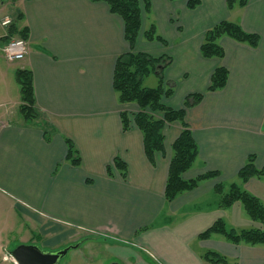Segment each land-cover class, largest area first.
I'll list each match as a JSON object with an SVG mask.
<instances>
[{
	"label": "crops",
	"instance_id": "crops-1",
	"mask_svg": "<svg viewBox=\"0 0 264 264\" xmlns=\"http://www.w3.org/2000/svg\"><path fill=\"white\" fill-rule=\"evenodd\" d=\"M188 1L149 0L133 48L171 59L161 69L164 86L172 88L163 99L167 107L184 108L188 95L203 94L186 109L198 158L183 179L218 175L166 202L172 144L182 125L164 127V152L151 163L134 123L140 108L121 104L113 88L117 58L130 51L122 18L102 1L0 0L1 6L18 3L16 17L21 14L19 24L29 31V52L19 65L0 52V207L6 202L42 233L66 241H102L118 264H211L203 259L207 251L226 257V264L264 263L263 245H237L219 235L198 239L220 219L227 229L262 227L239 202L219 208L214 187L240 183L238 171L251 155L257 168L264 166V0H248L233 10L226 0H197L194 8ZM222 21L257 35L258 45L223 36L218 40L223 57H203L205 33ZM152 24L165 42L145 39ZM6 29L0 26V38ZM6 42L0 40V49ZM219 67L228 71L226 85L207 91ZM18 69L33 77L39 116L31 122L19 111ZM152 74L143 78V86H158L159 75ZM122 112L130 120L126 131ZM67 140L77 149L80 166L66 160ZM116 158L127 167L125 178L114 167ZM240 184L264 204V178Z\"/></svg>",
	"mask_w": 264,
	"mask_h": 264
},
{
	"label": "trees",
	"instance_id": "trees-1",
	"mask_svg": "<svg viewBox=\"0 0 264 264\" xmlns=\"http://www.w3.org/2000/svg\"><path fill=\"white\" fill-rule=\"evenodd\" d=\"M93 2L102 1L107 3L112 13L119 15L124 23V36L130 46L128 53L117 58L113 73V88L121 104L136 103L140 108L134 116V123L143 135L145 153L151 163H154L156 153L164 152L163 130L167 124L179 122L182 131L172 144V157L170 159L168 177L165 186L166 202L173 201L184 192L192 191L200 182L216 177L217 172L206 173L191 180H184L183 174L189 170L198 158V146L193 139L189 126L185 122L186 109L200 103L203 94H191L185 99L184 108L173 109L163 104L164 98L172 95V88L164 86L162 70L171 63V59L166 56L158 58L144 53H135L133 48L141 32L142 15L150 11L149 0H91ZM197 0L188 1L189 8L197 5ZM248 0H226L229 10L244 8ZM21 14L7 27V32L0 40L6 42L13 37L27 39L29 37L28 27L21 26ZM145 39L149 41L165 42L157 34L156 26L152 24L143 33ZM227 36L237 42L246 43L251 47H256L259 37L255 34L243 31L238 23L222 21L209 29L204 36L201 45V54L205 58L218 57L224 55L223 49L218 44V40ZM158 71L159 84L155 88H148L142 85V80L146 76ZM228 78V71L219 67L211 76L210 85L207 91H217L225 87ZM16 80L19 85L21 103L19 111L27 122L35 120L39 114L36 109V102L33 89L32 73L28 69H18ZM160 116V117H159ZM122 125L126 131L130 127V120L126 112H122ZM48 140V138H47ZM66 160L73 166H80L81 158L74 144L67 140ZM114 167L121 171V176L126 177L127 167L119 158L114 159ZM109 175H112L111 168H107ZM251 178H264V166H255V156L247 158L243 167L238 171L237 179L240 183H245ZM240 183L232 182L228 185L218 184L214 187V192L218 195V207L228 209L236 202H239L246 216L262 225L261 228H230L227 229L225 223L220 219L214 222L207 230L202 232L198 239L206 240L215 235L222 236L233 244L263 245L264 246V204L259 198L244 190ZM85 240L90 237H85ZM203 259L211 264H226V257L212 251L203 254ZM264 264V263H262Z\"/></svg>",
	"mask_w": 264,
	"mask_h": 264
},
{
	"label": "rangeland",
	"instance_id": "rangeland-1",
	"mask_svg": "<svg viewBox=\"0 0 264 264\" xmlns=\"http://www.w3.org/2000/svg\"><path fill=\"white\" fill-rule=\"evenodd\" d=\"M17 5L18 3L10 2L3 6L0 4V8L4 10L0 17L7 16L14 21ZM19 62L14 63L19 65ZM5 204L3 201L0 207V264H15L8 249H13L19 244H35L43 251L55 252L80 240L66 241L60 234L47 231L42 233L40 225L27 219L22 211H15ZM48 223L49 226L54 224L52 221ZM117 262L102 241L91 238L85 240L77 249L70 250L59 264H118Z\"/></svg>",
	"mask_w": 264,
	"mask_h": 264
},
{
	"label": "water",
	"instance_id": "water-1",
	"mask_svg": "<svg viewBox=\"0 0 264 264\" xmlns=\"http://www.w3.org/2000/svg\"><path fill=\"white\" fill-rule=\"evenodd\" d=\"M162 68L158 67L159 70ZM83 242L78 241L55 252L43 251L35 244H19L9 254L15 264H59L70 250L77 249Z\"/></svg>",
	"mask_w": 264,
	"mask_h": 264
},
{
	"label": "built area",
	"instance_id": "built-area-1",
	"mask_svg": "<svg viewBox=\"0 0 264 264\" xmlns=\"http://www.w3.org/2000/svg\"><path fill=\"white\" fill-rule=\"evenodd\" d=\"M12 23L8 17L0 20V26L7 28ZM1 54L8 62L22 61L29 52V42L27 39L14 37L9 39L0 49Z\"/></svg>",
	"mask_w": 264,
	"mask_h": 264
},
{
	"label": "flooded vegetation",
	"instance_id": "flooded-vegetation-1",
	"mask_svg": "<svg viewBox=\"0 0 264 264\" xmlns=\"http://www.w3.org/2000/svg\"><path fill=\"white\" fill-rule=\"evenodd\" d=\"M83 240H85V239H80V240H78V241H83ZM10 250H12V249H8L9 252H10Z\"/></svg>",
	"mask_w": 264,
	"mask_h": 264
}]
</instances>
